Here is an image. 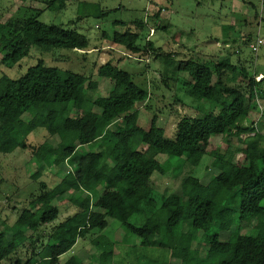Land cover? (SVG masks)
Masks as SVG:
<instances>
[{
	"label": "trees",
	"instance_id": "1",
	"mask_svg": "<svg viewBox=\"0 0 264 264\" xmlns=\"http://www.w3.org/2000/svg\"><path fill=\"white\" fill-rule=\"evenodd\" d=\"M39 1L45 9L59 11L68 0ZM23 9L30 15L0 22V62L4 66L19 63L32 47L42 52L89 49L83 33L40 21L42 10L24 4ZM143 23L135 22L141 28ZM139 35L126 28L103 36L111 49L141 57L146 50L138 46ZM258 38L259 34L254 42ZM146 48L164 63L165 79L175 85L180 82L188 97L208 105L198 115L181 116L173 138L148 130L141 143L135 142L140 130L137 104L144 105L150 93L110 60L96 72L112 83L105 96L91 95L92 76L47 66L42 60L16 78L0 77V153L25 149L26 138L42 128L56 142L46 139L33 148L37 169L46 165L64 171L51 187L40 181L41 192L12 224L0 227V264H7L25 243L32 252L26 260L16 258L14 264H113L115 242L102 233L108 219L119 222L120 243L126 245L134 237L140 247L162 248L169 252V264H264V134L246 122L254 110L264 117L257 104L259 81L254 79V70L238 60L233 62L229 50L225 58L202 55L204 61H198L177 60L178 53L163 52L151 40ZM163 84L169 86L164 79ZM241 134L247 136L241 139ZM212 135L235 136L243 147L228 145L223 152H214L205 169L215 168L218 174L202 183L193 167L207 153ZM116 147H121L117 156ZM150 148L179 158L186 170L179 173L177 190L165 189L160 202L142 192L153 173L162 176L169 165L147 156ZM237 152L241 157L235 159ZM55 200L69 201L76 211L47 231L55 220ZM136 212L147 214L139 225L129 221ZM254 221L248 231H242L244 223ZM212 226L215 231L207 234L203 250L199 231ZM220 234L228 236L220 239ZM89 235L95 236V250L86 260L71 255L60 261L55 249L65 245L68 251ZM43 237L40 249L34 250L37 239Z\"/></svg>",
	"mask_w": 264,
	"mask_h": 264
},
{
	"label": "rangeland",
	"instance_id": "2",
	"mask_svg": "<svg viewBox=\"0 0 264 264\" xmlns=\"http://www.w3.org/2000/svg\"><path fill=\"white\" fill-rule=\"evenodd\" d=\"M240 7L245 2L255 5L254 10L246 14H239L235 19L234 29L231 35L238 39L230 40L229 45L220 44L218 47L210 48L213 39L223 38V33L229 18L231 0H68L65 8L59 11L45 9L43 1L39 0H0V22L4 23L10 19H20L28 14L23 9V4L30 8L42 10L38 16L40 21L60 25L62 27L75 29L86 35L89 39V49L86 51L69 50L64 48H52L42 52L35 47L30 49L29 55L23 58L13 67H6L0 62V77L7 75L16 78L22 75L29 66L35 65L42 60L44 65L60 69H69L87 76H92L90 93L93 97L105 96L112 87L111 81L97 76V67L110 60L118 67L129 71L133 80L149 91V99L143 105L138 103V131L135 142L141 143V137L145 131L150 130L155 134L173 138L175 126L183 115H198L206 111L208 105L205 101H199L185 94L183 85L173 84L165 79L163 75L162 60H155L154 54L149 53L146 44L151 40L156 48L167 53H178L177 60L193 58L203 60L201 56L227 57V50L231 54L233 62H242L250 70H254V79L259 81L257 88V104L264 111V45L257 51L250 49V44L256 40L259 34L264 39V14L255 12V8L261 6V0H235ZM249 3V4H250ZM248 5V4H247ZM31 12V10H30ZM104 12V14H101ZM107 12V13H105ZM239 12V11H238ZM32 13V12H31ZM158 13V15H156ZM30 15V13L28 14ZM146 22L142 28L135 22ZM126 28L137 32L139 35L138 46L146 50L144 55H123L121 52L111 49V43L105 38L104 33L110 36L114 31L123 32ZM230 32V31H228ZM250 36L247 38V36ZM245 43V44H244ZM237 50V51H236ZM159 52V51H158ZM170 66V65H169ZM172 67V66H171ZM253 67V68H250ZM184 79L188 78L186 73L181 72ZM163 79L168 87L163 84ZM247 97V95H246ZM88 116V113L83 115ZM247 124H251L258 133L264 134V117L259 110L251 112ZM31 136L26 138L27 147L18 148L10 154L0 153V227L5 228L12 224L19 213L28 205L29 200L41 192L39 182L43 181L48 187L53 186L63 175L64 171L53 166L44 165L40 169L33 159V148L48 139L53 144L55 138H48L42 128H37ZM212 135L206 147L200 163L193 167V174L201 178L202 183H207L218 170L210 167L205 169L209 163L210 156L214 152H223L228 145L240 148L243 144L235 136ZM247 134H241L243 139ZM141 148H146L142 144ZM121 147H116L117 156ZM114 156V157H115ZM147 156H153L159 162L169 164L166 174L155 172L151 176L150 183L142 191L153 195L158 202L165 189L177 190L180 171L184 168L182 161L174 156L157 153L155 149H149ZM241 157L237 152L235 159ZM55 220L47 226H51L72 215L76 208L67 200H55ZM147 217L146 213H134L129 221L135 225L141 224ZM109 225L103 230V234L115 242L113 252V264H169L171 262L169 252L162 248L140 247L131 238L130 243H120L123 231L119 228V222L108 219ZM254 222L244 223L242 231H248ZM5 230V229H4ZM215 227H207L199 231V239L203 241L201 248L207 247L206 236L213 233ZM225 234L222 238H227ZM34 250L40 249L45 241L37 239ZM95 236L89 235L77 242L65 251V245L58 247L60 261L74 255L78 261L86 260L95 250ZM32 248L25 243L19 247L7 260V264H14L16 258L26 260Z\"/></svg>",
	"mask_w": 264,
	"mask_h": 264
},
{
	"label": "crops",
	"instance_id": "3",
	"mask_svg": "<svg viewBox=\"0 0 264 264\" xmlns=\"http://www.w3.org/2000/svg\"><path fill=\"white\" fill-rule=\"evenodd\" d=\"M249 3L250 2H247V3L245 2V6L240 7L237 5V2L235 0H231V9H230V15H229V18L231 19V21L227 23L226 27H224L225 30H223L224 31L223 38H221L220 41L217 38L213 39L212 40L213 45H209L210 48L218 47L220 44L226 45L225 47H227V45H229L228 42L234 39H238L240 41V38H237L234 35H231V31L234 29L235 19L240 18L238 17L239 14H246L249 11V8L250 10H254L253 8L255 7V5L252 3L250 4ZM258 11H261L264 14V0H261V6L255 8V12L259 13Z\"/></svg>",
	"mask_w": 264,
	"mask_h": 264
},
{
	"label": "built area",
	"instance_id": "4",
	"mask_svg": "<svg viewBox=\"0 0 264 264\" xmlns=\"http://www.w3.org/2000/svg\"><path fill=\"white\" fill-rule=\"evenodd\" d=\"M263 46L264 45V39L262 38H258V40L256 42H253L250 44V48L253 50V51H257V49L260 47V46Z\"/></svg>",
	"mask_w": 264,
	"mask_h": 264
}]
</instances>
